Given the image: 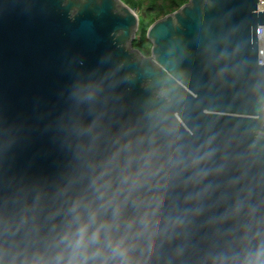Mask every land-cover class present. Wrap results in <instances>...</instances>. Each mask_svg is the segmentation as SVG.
Masks as SVG:
<instances>
[{"label":"water","instance_id":"95a60500","mask_svg":"<svg viewBox=\"0 0 264 264\" xmlns=\"http://www.w3.org/2000/svg\"><path fill=\"white\" fill-rule=\"evenodd\" d=\"M262 25L190 0L146 56L122 0H0V264H67L86 223L87 264L264 254Z\"/></svg>","mask_w":264,"mask_h":264},{"label":"trees","instance_id":"16d2710c","mask_svg":"<svg viewBox=\"0 0 264 264\" xmlns=\"http://www.w3.org/2000/svg\"><path fill=\"white\" fill-rule=\"evenodd\" d=\"M133 10L142 12L133 46L144 55H151L152 42L147 39L149 27L157 20L178 10L190 0H122Z\"/></svg>","mask_w":264,"mask_h":264},{"label":"clouds","instance_id":"9594fccd","mask_svg":"<svg viewBox=\"0 0 264 264\" xmlns=\"http://www.w3.org/2000/svg\"><path fill=\"white\" fill-rule=\"evenodd\" d=\"M99 237V229L89 234V225L87 223L81 225L74 239L71 241L73 257L67 262V264H87L86 260H78L77 257L80 256V254L86 250L89 245L95 244ZM125 252L126 250L122 248L120 244H117L113 249V253L115 255L122 257L125 255ZM119 264H124V261L121 260ZM250 264H264V254H259L256 259L250 262Z\"/></svg>","mask_w":264,"mask_h":264},{"label":"built area","instance_id":"2783aa9c","mask_svg":"<svg viewBox=\"0 0 264 264\" xmlns=\"http://www.w3.org/2000/svg\"><path fill=\"white\" fill-rule=\"evenodd\" d=\"M259 10L264 11V0H259ZM259 63L264 64V25L258 27Z\"/></svg>","mask_w":264,"mask_h":264},{"label":"rangeland","instance_id":"374dc122","mask_svg":"<svg viewBox=\"0 0 264 264\" xmlns=\"http://www.w3.org/2000/svg\"><path fill=\"white\" fill-rule=\"evenodd\" d=\"M136 13L138 14V17H139V21H140V18L141 16L143 15L142 12L138 11V10H135ZM139 26H140V23H139ZM136 37H137V34H136ZM146 56H149V55H146Z\"/></svg>","mask_w":264,"mask_h":264}]
</instances>
